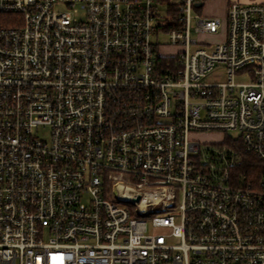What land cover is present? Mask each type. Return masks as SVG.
I'll return each instance as SVG.
<instances>
[{
	"label": "built area",
	"instance_id": "built-area-1",
	"mask_svg": "<svg viewBox=\"0 0 264 264\" xmlns=\"http://www.w3.org/2000/svg\"><path fill=\"white\" fill-rule=\"evenodd\" d=\"M206 1L0 0V264H264V0Z\"/></svg>",
	"mask_w": 264,
	"mask_h": 264
},
{
	"label": "rangeland",
	"instance_id": "rangeland-1",
	"mask_svg": "<svg viewBox=\"0 0 264 264\" xmlns=\"http://www.w3.org/2000/svg\"><path fill=\"white\" fill-rule=\"evenodd\" d=\"M252 0H207L202 8L199 10L195 11L199 13L201 16H208V17H219L222 21V29L219 30V34L216 36H211L208 37L207 39L201 37V36H195L198 40H206V41H211V42H216L219 43L222 41L224 37V33L226 32V9H227V4L229 2H238L241 4H248ZM65 7L63 6H58L57 9L60 11H63ZM194 12V13H195ZM160 41L163 43L167 42V37L166 36H161ZM178 52V48L165 45L161 47L160 49V55L162 56H167V55H175ZM228 80L225 69L223 67L220 68H215L214 71H212L207 78L205 79L206 82L208 83H222L226 82ZM235 82L237 83H243L248 81V77H243L241 75H237L234 78ZM198 140H201L203 142H213L217 143L222 140V135L217 134V133H205L201 134L200 136L197 137Z\"/></svg>",
	"mask_w": 264,
	"mask_h": 264
},
{
	"label": "trees",
	"instance_id": "trees-1",
	"mask_svg": "<svg viewBox=\"0 0 264 264\" xmlns=\"http://www.w3.org/2000/svg\"><path fill=\"white\" fill-rule=\"evenodd\" d=\"M227 143H230L229 138L227 139ZM262 166V163L255 157L248 156L245 158L243 170L247 174H254L255 172H259L262 169Z\"/></svg>",
	"mask_w": 264,
	"mask_h": 264
},
{
	"label": "water",
	"instance_id": "water-1",
	"mask_svg": "<svg viewBox=\"0 0 264 264\" xmlns=\"http://www.w3.org/2000/svg\"><path fill=\"white\" fill-rule=\"evenodd\" d=\"M198 6H202V4H198ZM138 200H139V199H138ZM138 200H137V201H138Z\"/></svg>",
	"mask_w": 264,
	"mask_h": 264
}]
</instances>
